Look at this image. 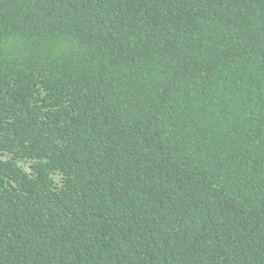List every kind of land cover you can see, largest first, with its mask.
Returning a JSON list of instances; mask_svg holds the SVG:
<instances>
[{
  "label": "trees",
  "instance_id": "16d2710c",
  "mask_svg": "<svg viewBox=\"0 0 264 264\" xmlns=\"http://www.w3.org/2000/svg\"><path fill=\"white\" fill-rule=\"evenodd\" d=\"M0 264H264V0H0Z\"/></svg>",
  "mask_w": 264,
  "mask_h": 264
}]
</instances>
